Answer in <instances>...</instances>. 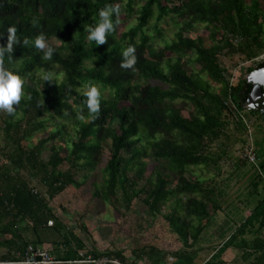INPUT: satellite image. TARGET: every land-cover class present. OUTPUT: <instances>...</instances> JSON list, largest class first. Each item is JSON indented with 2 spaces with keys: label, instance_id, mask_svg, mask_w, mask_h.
Instances as JSON below:
<instances>
[{
  "label": "trees",
  "instance_id": "1",
  "mask_svg": "<svg viewBox=\"0 0 264 264\" xmlns=\"http://www.w3.org/2000/svg\"><path fill=\"white\" fill-rule=\"evenodd\" d=\"M123 1L0 0V33H5L0 42L6 44L9 26H15L21 39L14 45L13 60H6L10 69L25 81L44 67L59 65L64 74L62 80L25 87L13 115L0 111V130L5 133L0 147V259L17 260L30 245H49L61 264L90 256H107L123 264L164 260L167 251L148 238L129 246L130 256L125 254L127 247L100 250L92 241L89 248L86 240L58 215L52 201L70 188L85 186L107 158L103 183H95L93 197L123 208L126 221L128 210L143 194L151 224L162 216L168 230L187 245L190 232L196 241L209 217L225 208L227 195L217 178L222 164L231 158L237 168L246 165L241 154L217 157L213 153L216 145L231 137L235 126L247 128L236 117L232 104L243 110L255 85L243 75L232 83L228 74L234 68L228 69L221 57L227 53L252 60L264 52V0H146L138 10L135 0H127V11L137 13L138 23L121 32L119 18L115 32L106 34L105 43L89 41L85 26L99 21V9ZM172 14L188 28L193 16L192 23L207 24L211 41L202 35H178L156 46V36L148 32L151 22L156 19V32L164 35L158 23L167 17L175 19ZM112 19L115 23V14ZM41 32L56 47L51 60H43L42 51L32 43ZM24 38L29 39L28 45L23 43ZM128 45L135 46L136 63L132 68H122L121 62L126 60L122 49ZM174 56L178 58L173 60ZM259 67H264V60ZM255 69L247 68L248 74ZM152 79L170 87L153 85ZM88 83L100 87L101 92L99 110L91 118L83 105ZM213 85L219 87L218 92ZM185 110H189L188 115ZM81 113L85 120L79 119ZM248 113L264 118V113L252 108ZM45 114L78 124L72 129L76 137L68 151L57 142L65 140L63 130L70 132L64 120L63 130L29 144L33 133L44 128L40 118ZM47 151L49 157L45 156ZM147 157L163 163L169 173L158 169L155 178L152 175L147 184L141 185ZM200 165L207 168L209 177H184L191 166ZM172 174L180 176L175 186ZM35 180L46 186L45 193L37 189ZM263 181L258 174L247 185L245 199L252 213L218 250L220 254L249 225L260 221L264 226ZM179 193L195 196L189 200L193 202L192 213L200 220L198 225H192L178 205L166 212L169 201ZM81 228L92 240L87 225ZM217 262L215 254L212 263ZM259 264H264V259Z\"/></svg>",
  "mask_w": 264,
  "mask_h": 264
},
{
  "label": "rangeland",
  "instance_id": "2",
  "mask_svg": "<svg viewBox=\"0 0 264 264\" xmlns=\"http://www.w3.org/2000/svg\"><path fill=\"white\" fill-rule=\"evenodd\" d=\"M145 1L146 0H135V9L138 10ZM119 6L122 11L120 15V31L122 32L124 30L130 29L132 26H135L138 23V18L136 12L134 14H131L127 11V0H124L123 3H121ZM172 17H175V19L167 17L166 20L158 23L159 28H161L164 33V35L161 36H158V33L155 29L157 20L154 19L151 22V27L148 29V32L156 36V38L154 39L156 46L164 45L166 42L176 39L178 35L193 37L202 35L208 38L209 41H211V28H208L207 24L205 23H192L191 21L193 20L194 16L190 20H188L191 23V28H188L187 25L184 24V21L177 15L172 14ZM57 44L61 45L60 42H57ZM177 58V56H174L173 60H176ZM221 58L228 69L234 68L232 69V74L228 75L229 77H235L236 81L241 75L249 79L250 74H248L247 72V66H242L241 63L247 62L254 68L257 65L256 63L254 64L252 60H244V58L242 57H238L235 55L230 56L227 53ZM165 65L166 64H164V66ZM59 67V65H56L52 66L51 68L49 67L50 69L44 67L40 70H37L26 79V89L30 87L41 86L45 82L41 79V74L44 72H53L55 73L56 79L62 80L64 74L60 72ZM205 78L207 77L205 76ZM141 82L144 81L142 80ZM151 83L153 85H160L163 88L170 87L169 84L160 80L152 79ZM213 90L218 92L219 87L213 85ZM107 92L108 90H105V94ZM184 112L186 115L189 114V110H185ZM244 113L248 114V116L250 115L247 111H245ZM253 116L257 117V120L252 124V137L257 148L256 151L259 157V163L261 164L262 159L260 158V155H262V158L264 160V118H262L261 114H253ZM63 120L64 119H60L59 117L51 114L43 115L40 118V121L45 124L44 128L33 133V135L29 139V144L32 145L38 142L43 137L49 136V134L62 129L61 123ZM64 121L68 125V131H70L71 133L66 132V130L62 129L64 131L63 133H65V140L62 141L61 139H59L57 140V142L60 144V146L64 145V147H66L65 149H67L66 151H68V149L71 147L70 145L72 140L76 137V132L72 130L75 122L69 120ZM4 136L5 133L0 130V147L4 145ZM249 137L250 135L247 128H239L238 126H235L233 128L231 137L222 144L216 145L213 148V153L217 157L223 154H228L229 157L239 156L243 151V148L246 146ZM48 152L49 151L45 152V156L47 157H49ZM151 153L153 152L151 151ZM144 161L147 164V170L145 173V178L144 180H142L141 185L147 184L148 178H150V176L154 175L155 178V173L158 169L169 173V170L163 163L154 160L152 157H147L144 159ZM106 164L107 158H104L102 164L98 169H96V171L93 172L85 186L70 188L68 192L60 194L52 201V204L54 205L58 215L66 221L68 226L74 228L75 231H77V233L84 240H86L87 245H90V243H92L93 241L97 245V247H100V249L102 250H107V248H111L112 246H119L121 248H123V246H126L128 249L129 246L133 247L134 244L137 243V241L148 238L152 243L160 247H164L165 250H167V255L170 254L168 260L166 261V264H177L176 261L179 259H177L174 255L173 250L175 249L173 248V242L178 243L183 248L187 247L186 243L179 240H177V242L174 239L175 235L168 230L167 222L162 216L156 218L155 225L151 224L152 220L149 217V213H146V206L142 201L144 197L143 194L141 195L142 197L136 198L132 207L128 210V218L126 221V216L122 215V212L124 210L123 208H115L114 206L93 197L95 183H103V168ZM245 164V166L243 165L241 168H237L233 162V159L231 158H228L227 162L222 164L223 167L221 170V174H219L217 178L222 184L221 189L223 191L227 190V198L229 203L228 205L231 204V207L225 214H221V216L217 215L219 212L218 211L216 215L219 217H215V214L209 217L207 227L204 230L205 233L200 238V241L195 245V249L199 251L197 254V260L194 263L189 264H202L205 262V260L210 256L212 250H214V248L221 242L219 241V238L217 236L219 231L225 230V233H230L234 230L235 225L234 222L231 223L232 221L230 220V216L232 215L234 219H238L239 216L243 213L242 209L238 206V201L246 191L247 185L249 184L251 179L255 176H258V174L260 173L257 167L251 161H247ZM172 175L174 177L173 179L176 180H174L173 184V186H175L177 182L181 181L180 176L178 174ZM209 176L210 174L208 173L204 165L191 166L184 175V177L188 180H193L195 178H205ZM34 185L39 191L45 193L46 186L41 182L35 180ZM262 186H264V183L262 184ZM191 197L195 196L190 193L177 194L169 201V203L165 207L166 211H169L172 206L178 205L183 211L184 217H187L192 225H197L198 218H196V216L191 211L193 210V202L189 200ZM198 198L203 199L201 196H198ZM83 224L87 225L90 236H92V240L88 239L84 235L86 234V232L81 228ZM146 229L147 232L145 233L144 230ZM210 231L213 233L211 234L212 237H214L212 241L207 242V237H209L208 235ZM210 239L212 238L210 237ZM201 243H208L205 244L207 247L200 249L202 247ZM47 248L52 249L53 247L47 246ZM233 254L234 255L225 253L223 255V258L227 259L228 261V263L226 264H251L248 260H244L240 255L238 261L234 260L236 252ZM172 257L174 258V260Z\"/></svg>",
  "mask_w": 264,
  "mask_h": 264
},
{
  "label": "clouds",
  "instance_id": "3",
  "mask_svg": "<svg viewBox=\"0 0 264 264\" xmlns=\"http://www.w3.org/2000/svg\"><path fill=\"white\" fill-rule=\"evenodd\" d=\"M116 16V22H113V15ZM121 9L119 4H106L103 8L99 9V21L95 25H87V39L89 41H95L97 45L106 42V34L114 33L117 25L119 24V18ZM33 23H38L34 20ZM17 30L15 26H9L7 29L6 44L0 42V111L5 112L8 115H13L16 111L15 105H19L22 97L25 95L26 81L16 72L12 71L8 63L13 60L14 45L18 44L21 39L16 34ZM5 33H0V40L3 39ZM23 43H29L28 38L23 39ZM35 48L42 51L43 60H51L56 47L49 42L48 38L41 32L36 35L32 41ZM135 46L128 45L122 49V55L126 57V60L121 62L122 68H132L136 63ZM43 81L54 82L55 73L44 72L41 74ZM249 81L254 84L264 85V67L256 68L250 75ZM254 87L253 91L255 92ZM83 100L84 107L88 109L89 118L92 114L99 110L101 92L94 84L88 83L84 86ZM30 99V95L28 96ZM44 103V101H43ZM80 120H85V115L78 114Z\"/></svg>",
  "mask_w": 264,
  "mask_h": 264
},
{
  "label": "crops",
  "instance_id": "4",
  "mask_svg": "<svg viewBox=\"0 0 264 264\" xmlns=\"http://www.w3.org/2000/svg\"><path fill=\"white\" fill-rule=\"evenodd\" d=\"M260 158L262 159V163L260 164V166L264 167V160L262 158V155H260ZM263 167H262V169H263ZM262 177L264 178V176H262ZM262 190L264 191V188H262ZM247 191L248 190L246 188V191L243 193V196L238 201L239 202L238 206H239V208L242 209L243 213L239 216L238 219H234L232 217V215L230 216V220L232 221L231 223L234 222V225H235L234 230L230 233H225V230L219 231L217 236L219 238V241H221V242L219 243V245H217L214 248V250H212L210 256L202 264H214V263H212V257L215 254L217 256V261H218L217 264H226V263H228V261H227V259L223 258V255L225 253H229L230 255H234L233 253H235V252H236V256H235L234 260H236V261H238L239 255L241 257H243L244 260H248L251 264H259V262L264 259V226L261 227L260 221L249 225L245 229V232L243 234H241L240 236H238V238L235 240L234 244L229 246L225 252L220 254L218 251L222 247V245H224V243L230 239V236L238 229V227H240L242 224H244L246 222V220L250 217V215L252 213L251 206L248 203V201L245 199V195H246ZM224 193L226 195H228L227 190L224 191ZM258 199H255V204H257ZM228 204L229 203H228V198H227L226 202H224V204H223V206H225V208L223 207L222 211L220 210L217 215L221 216V214H225L227 212V210H229V208L231 207V204L230 205H228ZM252 207H254V206H252ZM217 215L215 214L214 216L216 217ZM219 216H217V217H219ZM197 220H198V223H197V225H198L200 223V220L199 219H197ZM194 226H196V225H194ZM204 233L205 232H203L198 237V239L195 241V238H193V235L190 232L189 241H188V244L186 245L187 247H184V248L181 245H179L178 243L173 242V248L175 249V250H173L174 255L176 256L177 259H179L176 261L177 264H189V263H194L197 260V254L199 251L195 249V245H196V243H198L200 241V238L203 236ZM211 234H213V233L210 231L209 235H208L209 237H207V242H210L213 240L214 236L212 237ZM210 237L212 239H210ZM174 239L177 241L178 240L177 236H175ZM180 241H182V240H180ZM205 244H208V243H205ZM205 244H202V247L200 249L206 248L207 246ZM88 246H89V248H92L91 244ZM123 247H126V246H123ZM98 248L100 249V247H98ZM111 249L117 251L118 249H121V247H119V246L113 247L112 246ZM162 249L165 250L164 247H162ZM100 250H102V249H100ZM131 251L132 250H130V247H129L127 250H125V254L127 256L128 255L130 256ZM82 253H84V252H82ZM169 255L170 254H168L164 260L163 259H156L154 263L152 261H148V262L143 261L142 264H166V261L168 260ZM113 260L119 261L118 259H113ZM173 260H174V258H173ZM69 264H90V263H87L84 261H76L74 263L69 262ZM121 264H123V263H121Z\"/></svg>",
  "mask_w": 264,
  "mask_h": 264
},
{
  "label": "built area",
  "instance_id": "5",
  "mask_svg": "<svg viewBox=\"0 0 264 264\" xmlns=\"http://www.w3.org/2000/svg\"><path fill=\"white\" fill-rule=\"evenodd\" d=\"M263 60H264V52L260 56L252 59V62L254 64L255 63L257 64L255 68H258L259 64ZM241 64L242 66H247V68L252 67L247 62ZM231 81L232 83H234L236 81V78L231 76ZM244 107L245 108L243 110H240L235 104H232V108L234 109L236 117L238 118V120L241 119L245 123L250 135L246 146L241 152V155L247 161H251L257 167L260 174L264 176V171L259 163V158L256 151L257 148L252 137V124L257 120V117L250 115L248 116V114L244 113L245 111L248 112L250 109V105L248 102L244 104ZM52 223L53 222L50 221V224ZM80 261H84L90 264H110V263L121 264L119 261L110 259L107 256H103L100 258H94L90 256L88 257V259L80 260ZM60 263H62V261H60L50 249L43 246H35V245H30L27 248L23 258L17 260L0 259V264H60ZM70 263H72V261Z\"/></svg>",
  "mask_w": 264,
  "mask_h": 264
},
{
  "label": "water",
  "instance_id": "6",
  "mask_svg": "<svg viewBox=\"0 0 264 264\" xmlns=\"http://www.w3.org/2000/svg\"><path fill=\"white\" fill-rule=\"evenodd\" d=\"M255 92L252 90L248 103L250 108L261 111L264 113V85H254ZM253 87V89H254Z\"/></svg>",
  "mask_w": 264,
  "mask_h": 264
}]
</instances>
